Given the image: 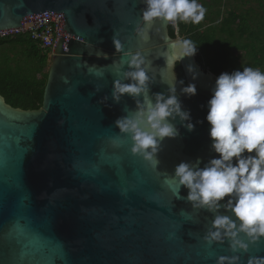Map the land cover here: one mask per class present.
<instances>
[{"label": "water", "instance_id": "obj_1", "mask_svg": "<svg viewBox=\"0 0 264 264\" xmlns=\"http://www.w3.org/2000/svg\"><path fill=\"white\" fill-rule=\"evenodd\" d=\"M144 7L142 0H0V36L20 31L29 15L64 18L42 106L14 108L0 95V264H216L220 256L261 264L264 238L237 253L227 241L209 247L203 236L212 214L193 209L183 186L177 199L165 183L181 161L199 158L203 167L218 156L206 120L217 76L199 65L197 51L181 58L173 45L184 40L169 32L177 23L145 28ZM132 56L151 68L149 95L175 83L195 125L189 132L174 122L180 134L164 139L155 170L131 153L130 137L120 147L110 142L119 134L115 120L137 108L127 94L112 100L113 81ZM193 83L196 95L181 94Z\"/></svg>", "mask_w": 264, "mask_h": 264}, {"label": "clouds", "instance_id": "obj_2", "mask_svg": "<svg viewBox=\"0 0 264 264\" xmlns=\"http://www.w3.org/2000/svg\"><path fill=\"white\" fill-rule=\"evenodd\" d=\"M142 3L145 7L141 10V19L145 28L157 20L173 25L177 22L199 24L207 12L198 0H142ZM138 31L143 36L144 30ZM173 47L180 49L181 58L192 57L197 51L189 40ZM189 69L195 79L197 74L191 65ZM150 71L143 57L132 56L127 69L117 73L119 78L113 81L112 88L113 102L120 103L127 94L137 102V108L133 115L115 120L119 134L110 142L113 147H120L125 142L123 136L130 137L131 153L142 157L155 170L160 163L157 154L162 150L164 139L180 134L174 122L179 120L189 132L195 125L190 110L183 108L177 96L175 83L168 86L167 94L149 95ZM180 92L194 96L196 85L182 86ZM140 97L144 98L143 102ZM207 107L210 147L218 156L203 167L199 158L195 162L181 161L165 183L177 199H184L179 196L183 186L188 190L186 200L193 209L212 214L203 236L209 247L227 241L233 253L247 251L251 243L264 238V71L244 67L243 71L221 73ZM259 259L264 264V258ZM225 261L239 264V257L220 256L216 264H225Z\"/></svg>", "mask_w": 264, "mask_h": 264}, {"label": "trees", "instance_id": "obj_3", "mask_svg": "<svg viewBox=\"0 0 264 264\" xmlns=\"http://www.w3.org/2000/svg\"><path fill=\"white\" fill-rule=\"evenodd\" d=\"M255 5H248L249 3ZM198 0L207 12L199 24L177 22L172 37H183L197 47V62L217 77L244 67L264 71V0ZM248 5V6H247ZM10 45V46H7ZM21 48V59L4 51ZM3 51V55H2ZM48 54L27 33L0 38V95L7 104L24 110L39 109L47 83ZM180 81L185 76L176 67Z\"/></svg>", "mask_w": 264, "mask_h": 264}, {"label": "built area", "instance_id": "obj_4", "mask_svg": "<svg viewBox=\"0 0 264 264\" xmlns=\"http://www.w3.org/2000/svg\"><path fill=\"white\" fill-rule=\"evenodd\" d=\"M22 24L23 27L20 28V31L2 35L0 38L16 33H27L33 40L40 42L42 49L48 54V61H50L53 49L60 38V28L64 24L63 16L59 12L45 11L25 17Z\"/></svg>", "mask_w": 264, "mask_h": 264}, {"label": "rangeland", "instance_id": "obj_5", "mask_svg": "<svg viewBox=\"0 0 264 264\" xmlns=\"http://www.w3.org/2000/svg\"><path fill=\"white\" fill-rule=\"evenodd\" d=\"M233 1H235V0H227V2H226V6H228L229 4L232 5ZM252 2H253V1H251V3H249L248 5H251V6L255 5V4L252 3ZM248 5H247V6H248ZM178 37H179V36H178ZM179 38L183 39V37H179ZM7 46H10V45H7ZM2 55H3V51H2ZM4 55H9V56L12 58V62H16V60H14L15 57H16V59H21V57H22V55H21V48H20V47H17V48L14 49V50H10V49H9V50H7V51H4ZM49 66H50V61H48V65H47L45 71H48Z\"/></svg>", "mask_w": 264, "mask_h": 264}]
</instances>
